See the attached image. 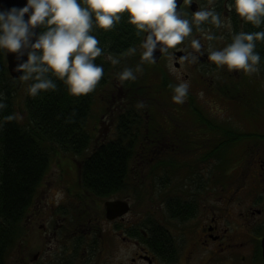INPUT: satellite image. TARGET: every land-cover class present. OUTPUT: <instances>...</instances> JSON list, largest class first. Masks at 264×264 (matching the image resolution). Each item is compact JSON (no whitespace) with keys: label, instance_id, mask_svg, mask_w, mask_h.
Here are the masks:
<instances>
[{"label":"flooded vegetation","instance_id":"flooded-vegetation-1","mask_svg":"<svg viewBox=\"0 0 264 264\" xmlns=\"http://www.w3.org/2000/svg\"><path fill=\"white\" fill-rule=\"evenodd\" d=\"M231 4L232 0H191L190 4L184 0L181 9L182 13L187 9L193 15L196 11L214 8L225 26L208 25L204 31L212 34L222 30L221 37L227 46L235 35V24L239 23L241 31L246 24L228 7ZM184 49L192 52L191 42H184L173 50L174 64L178 67L180 58L186 55ZM177 52L181 55L176 56ZM194 54L196 62L209 61L202 50ZM249 83L253 85L254 81ZM247 87L249 84L235 89L225 82L221 96L243 106L244 100L254 101L251 97L255 91H249L250 87ZM187 109L192 117L199 113L197 107L184 108ZM245 117H252L253 122ZM245 117L227 114L223 124L200 117L194 131H190V125L184 122L135 124L133 134L141 133L136 142L139 145L137 152L133 153L132 137L110 139L125 144L128 158L127 179L120 192L105 196L94 194L82 185L77 170L76 173L69 172L68 177L65 173L58 178L42 180L32 205L20 221L14 264H178L180 258L184 264H263L264 120L260 121L252 111ZM235 140L237 143L231 146ZM107 141L94 142L104 144ZM173 146L180 147L181 157L187 162L200 159L205 162L203 178L200 181L198 177L193 179L194 184L187 193H181L178 187L171 185V166L177 165L176 177L180 176L182 167L171 153ZM182 147L188 151L181 152ZM221 160H231L233 164L217 171L212 162L217 165ZM77 168L79 170V163ZM156 171L161 177L155 185L158 190L153 194H165L161 190L167 186L168 190L170 186L174 189L168 193L172 197L164 198L157 206L158 209L162 207L166 222L146 221L148 218L143 220L141 217L139 220L131 212L132 199L127 189L132 174H141L136 183L143 178L141 189L150 193L148 185L143 186L149 174ZM154 196L153 200L156 199ZM117 200L126 202L128 210L108 219L105 203ZM170 223H177L181 229L176 237L168 226ZM34 237L35 240L39 238V248L32 253ZM25 239H28L29 250L22 253ZM42 240L48 242L44 249ZM118 253L125 257L118 260Z\"/></svg>","mask_w":264,"mask_h":264},{"label":"clouds","instance_id":"clouds-1","mask_svg":"<svg viewBox=\"0 0 264 264\" xmlns=\"http://www.w3.org/2000/svg\"><path fill=\"white\" fill-rule=\"evenodd\" d=\"M185 3L190 4L191 0ZM228 7L245 23L255 27L264 24V0H232ZM124 14L138 34H147L141 45L142 61L154 62L159 51L168 56L173 72L176 71L172 64L175 57L169 50L177 49L192 35L193 24L208 41L215 37L201 25L225 26L214 8L196 11L191 20L184 18L177 0H26L22 8L0 10V50L15 54L22 61L16 70L23 73L20 77L23 81H34L29 85L32 96L56 90L57 85L49 74L62 81L72 96H85L95 90L104 75L103 67L94 62L103 50L92 35L93 28L111 31ZM227 23L230 26V20ZM41 28L44 30L38 31ZM257 41H264V31H241L221 50H213L209 45L208 60L230 72L256 74L260 64V55L255 51ZM202 47L200 39L193 38V51L184 49L186 55L180 58L181 63H195L194 53H200ZM129 51L134 53L135 49ZM108 59L113 65L119 62L112 56ZM142 71L139 65L135 70L124 68L118 78L122 82L135 81L136 73ZM188 91L187 82L178 83L173 87V102L183 104ZM4 107L0 103V109ZM137 107L143 108L144 104L139 103Z\"/></svg>","mask_w":264,"mask_h":264},{"label":"trees","instance_id":"trees-1","mask_svg":"<svg viewBox=\"0 0 264 264\" xmlns=\"http://www.w3.org/2000/svg\"><path fill=\"white\" fill-rule=\"evenodd\" d=\"M183 16L191 20L193 15L184 9ZM208 25L211 24L204 23L201 28ZM238 25L239 23L235 24V34L241 31ZM196 31L199 30L193 24L192 33ZM242 31H264V24L255 27L246 23ZM215 34L212 33L213 36ZM92 35L96 36L103 50L102 55L94 62L103 67L104 75L92 93L79 97L69 94L64 83L51 74L49 78L56 83V90L42 91L39 95L32 96L29 85L34 81L12 78L7 70L5 50H0V103L5 105L0 109V264H9V254L18 244L20 221L33 203L54 150L62 149L81 157V183L98 196L120 192L127 179L125 170L128 158L124 150L125 144L109 140L104 144L95 143L94 148L89 151L94 141L87 128V119L95 94L109 83L116 70L117 73L124 68L135 70L139 65L143 69L142 76L145 80L153 63L149 65L129 51L141 47L143 33L138 34L128 23L127 14L122 16L111 31L94 27ZM255 51L260 55L259 67L264 73V41L256 42ZM109 56L119 62L113 65ZM130 84H134V81ZM140 86L143 85H133L135 99L126 97L119 103L116 123V138L132 137L133 153L136 152L138 138L133 134L135 127L131 125L140 120L137 105L141 102L136 97L141 91ZM166 87L170 89L166 82L162 83V89ZM148 89L152 90L153 86L149 85ZM19 91L22 92L21 96ZM152 97L150 95L147 102L150 107L154 106ZM18 99H22L23 103L22 122L18 120L16 113ZM190 104L193 106V103ZM9 116L14 119H7Z\"/></svg>","mask_w":264,"mask_h":264},{"label":"rangeland","instance_id":"rangeland-1","mask_svg":"<svg viewBox=\"0 0 264 264\" xmlns=\"http://www.w3.org/2000/svg\"><path fill=\"white\" fill-rule=\"evenodd\" d=\"M223 34L222 30L217 31L216 35H214L215 39L212 41L205 40L203 38V33L199 30L194 33L190 37H187L184 42H191L193 38L200 39L204 46L202 47V51L209 55V45H211L213 50H221L225 47L224 39H222L221 35ZM180 47L177 46V48ZM175 51V49H173ZM173 50H169L170 53H173ZM143 49L139 46V49H135L134 54L138 58L142 60ZM175 61V60H174ZM172 62L174 64L175 62ZM151 65L149 62H147ZM179 67H173L176 69L173 72L169 67V58L167 55L162 54L161 58L157 63H153L150 66V69L147 73L146 79L144 80L142 74L136 73L137 79L134 81V84H130L132 81H120L118 78L117 70L113 73L112 79L109 81L107 85L100 88L98 92L95 94L94 100L91 106L90 116L87 119V128L91 133L93 141L99 140H110L116 138V123H117V113L119 111V103L123 102L126 97L130 99H135L134 96V88L133 85H137L141 83L143 86H140V93L136 96L138 101L144 104L143 108H137L138 118L140 120L137 124L143 123L145 121L149 123H159L161 121L168 123H186L190 125V131H194L195 125L199 123V118L202 117L204 120L212 121L217 124H223L225 118H227V114L229 116H237L244 115V117L249 114L250 111L253 112V115L258 116L260 121L264 120V73L260 71L256 74H252L245 77L242 76L244 74L243 71H228L226 68H220L216 65L212 64L210 61H197L195 64L191 62L181 63L179 61ZM192 64V65H191ZM147 70V66H146ZM164 72V73H162ZM249 81H254L253 85L249 83ZM166 82L168 86H176L180 82H187L189 84V91L186 98V101L183 104H176L173 102V87L162 89V83ZM228 82L229 85H232L235 89L240 88L242 85L246 86L249 84V91L254 90L255 92L252 95V101L244 100L243 106L238 105L237 102H233L231 100H225L223 96H221V89L224 86V83ZM130 84V85H129ZM152 85L153 89L149 90L148 86ZM139 87V86H138ZM245 89V88H244ZM20 92V91H19ZM18 92V93H19ZM201 93L203 95H201ZM22 95V92L19 93ZM152 95V103L153 107H150L147 102L149 96ZM251 95V94H250ZM239 102L242 100L238 99ZM193 103L194 107H197L199 113L195 114L197 119L191 116L189 110H184V108L189 107ZM16 113L17 118L20 122H22V117L24 114L23 111V103L22 99H18L16 104ZM136 113V112H135ZM192 117V120H190ZM248 121L253 122L252 117H245ZM157 125H154V127ZM131 127H135V123L131 125ZM153 126H149L152 128ZM178 130V128L176 129ZM232 130V128H230ZM218 134V133H217ZM141 136V133L137 135V138ZM232 141V140H230ZM229 141V142H230ZM237 140L232 142L233 145ZM95 142L89 147V151L94 148ZM228 146V147H231ZM180 147H175L171 149V153L175 157V162L181 167L180 176L176 177V168L177 165L171 166L172 168L169 175L172 176L171 185L178 187L181 193H187L189 188L193 186L192 180L195 178H199L200 181L204 176V163L200 160H191L187 162L181 157L180 151L178 150ZM139 149V145L136 147V152ZM186 147L181 148V152L186 151ZM188 151V150H187ZM237 158V156L235 155ZM81 157H77L69 152H64L62 149H56L51 155L50 162L48 167L44 173L42 180L53 179L54 177H61L65 173L72 172L76 173L77 163H79ZM227 158L226 160H228ZM186 162L188 165H186ZM135 163V162H134ZM133 163V164H134ZM232 161L229 160L224 161L221 160L215 165V161L212 162L214 165L213 168L215 170L220 171L226 168V165H232ZM80 166V163H79ZM146 170V169H145ZM135 172L132 174L131 180L129 181V194L132 199V214L136 215V218L140 220V217L146 221L155 219L158 222H166V215L163 212L162 207L160 209L157 206L162 202L164 198L172 197L171 194H168L169 191L172 193L174 191L173 186H170L168 190V186L164 187L161 192L164 191L165 194L160 195L159 193H154L156 190V184L159 179V172L150 173L149 175V183L148 179H146L144 186L146 184L149 187L150 193L147 192L146 189H141L142 183L144 182L143 178L139 179V183L137 184V179L140 177ZM40 182L38 188L41 186L42 181ZM67 184V182H65ZM128 185V182H127ZM37 188V189H38ZM142 190V191H140ZM158 190V189H157ZM156 190V191H157ZM124 192V191H123ZM140 192V193H139ZM124 194V193H123ZM156 198L153 200L152 196ZM175 198V197H174ZM176 200V199H175ZM188 203L184 204L187 206ZM174 233V237H176L181 229L178 224H168ZM185 230V226H184ZM38 238V237H37ZM48 244L46 240L41 241V247L44 249ZM28 239L24 240V247L22 249V253L27 252L28 249ZM39 248V238L33 242H31V249L35 252L36 249ZM18 253V246L12 249L9 254L8 263L14 264V259L16 258V254ZM125 255L122 253H118V260L124 258ZM97 263V261H96ZM178 264H184L182 258L179 259Z\"/></svg>","mask_w":264,"mask_h":264},{"label":"water","instance_id":"water-1","mask_svg":"<svg viewBox=\"0 0 264 264\" xmlns=\"http://www.w3.org/2000/svg\"><path fill=\"white\" fill-rule=\"evenodd\" d=\"M177 2L179 5V11L182 13L181 6H182L184 0H177ZM25 4H26V0H0V10H6V9H10L12 7L22 8ZM146 35H147L146 33H143L141 45H142L143 40H144ZM180 55H181L180 53H178V52L176 53V56H180ZM161 56H162V53L157 51L155 53V61L152 63H157L159 61V59L161 58ZM5 59H6V63H7V70L9 72L10 76L12 78H15V79H20V77L23 75V73L20 71H17L16 69H17L18 63H20L22 61L18 60L17 56L15 54L8 53L6 50H5ZM23 59L26 60V56ZM175 66H177V65L175 64ZM105 207H106L105 208L106 209V217L108 219L114 218L115 216H120L128 210L127 203L122 202L120 200L108 201L105 203ZM261 246H262V261L264 264V239L261 242Z\"/></svg>","mask_w":264,"mask_h":264}]
</instances>
